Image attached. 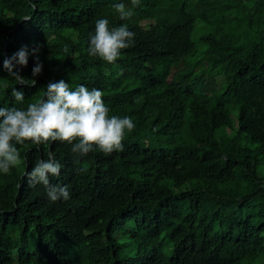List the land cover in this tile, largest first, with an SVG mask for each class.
<instances>
[{
  "label": "trees",
  "instance_id": "1",
  "mask_svg": "<svg viewBox=\"0 0 264 264\" xmlns=\"http://www.w3.org/2000/svg\"><path fill=\"white\" fill-rule=\"evenodd\" d=\"M121 2L0 0V107L64 80L135 124L110 155L17 145L22 164L0 173V264H264V0H140L127 21ZM100 18L135 34L114 64L87 51ZM25 45L17 71L34 85L3 68ZM48 152L67 201L27 178Z\"/></svg>",
  "mask_w": 264,
  "mask_h": 264
},
{
  "label": "clouds",
  "instance_id": "2",
  "mask_svg": "<svg viewBox=\"0 0 264 264\" xmlns=\"http://www.w3.org/2000/svg\"><path fill=\"white\" fill-rule=\"evenodd\" d=\"M130 7L125 3L113 5L121 21H127L134 15V9L140 6V0H130ZM135 34L127 24L110 27L107 18L95 21L94 32L89 35L88 54L108 64H114L121 55V50L129 48ZM67 47L64 52H68ZM39 48H33L31 54L37 56V64L32 70L33 76L41 74L43 65L38 60ZM29 48L22 46L3 61V68L12 79L20 84L34 85L17 71L18 66L26 67ZM11 95L16 104L22 105L25 95L13 88ZM103 92L93 88L89 90L79 85L72 90L64 80L50 82L44 92V98L29 103L26 107H0V173L9 174L11 169L19 168L22 158L17 145L30 142L35 145H47L61 142L72 145L71 151L79 156L100 151L110 155L122 151L126 133L135 129L131 117L109 115L110 109L103 100ZM62 165L55 155L47 153L46 159H38L32 170L27 173L31 185L42 184L51 202L67 201L70 192L67 186L50 183V177L61 174Z\"/></svg>",
  "mask_w": 264,
  "mask_h": 264
},
{
  "label": "rangeland",
  "instance_id": "3",
  "mask_svg": "<svg viewBox=\"0 0 264 264\" xmlns=\"http://www.w3.org/2000/svg\"><path fill=\"white\" fill-rule=\"evenodd\" d=\"M43 45V41L42 40H36V42L33 44L34 48H41Z\"/></svg>",
  "mask_w": 264,
  "mask_h": 264
},
{
  "label": "bare ground",
  "instance_id": "4",
  "mask_svg": "<svg viewBox=\"0 0 264 264\" xmlns=\"http://www.w3.org/2000/svg\"><path fill=\"white\" fill-rule=\"evenodd\" d=\"M28 31V30H27ZM29 32V31H28ZM26 35V34H25Z\"/></svg>",
  "mask_w": 264,
  "mask_h": 264
}]
</instances>
